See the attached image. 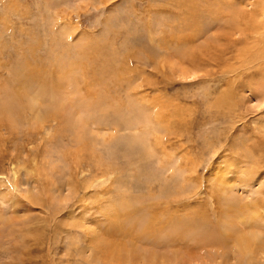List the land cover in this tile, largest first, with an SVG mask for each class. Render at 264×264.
<instances>
[{"label":"rangeland","instance_id":"obj_1","mask_svg":"<svg viewBox=\"0 0 264 264\" xmlns=\"http://www.w3.org/2000/svg\"><path fill=\"white\" fill-rule=\"evenodd\" d=\"M230 199L260 202L241 261ZM134 249L264 264V0H0V264Z\"/></svg>","mask_w":264,"mask_h":264},{"label":"bare ground","instance_id":"obj_2","mask_svg":"<svg viewBox=\"0 0 264 264\" xmlns=\"http://www.w3.org/2000/svg\"><path fill=\"white\" fill-rule=\"evenodd\" d=\"M260 13H262V12H260ZM259 16H261V15L259 14ZM63 76H64V74H63ZM83 122L85 123V121L79 120L76 124L81 126L83 124ZM156 141H158V139H156ZM157 144H158V142H157ZM258 203H260V202L254 201L253 203H251V205H250L251 206V212H248V209H244V207L238 206L236 201H233V200L231 201V199H230L229 205L226 208V210L224 211L225 216L222 218L223 221L220 224L222 226V228L220 229V235L218 236L220 239V246L226 245V243H228L229 241H234L235 243H237V246L239 249L238 252L240 254L239 261H241L245 255H251L252 256L254 249L261 248L260 247L261 245L256 243V241H257L256 237L255 238L251 237V236L249 237L246 234H243V232H241V231L238 232V230H236L233 227V224H234L235 220H237L240 223L245 222V225H247L253 229L260 228V225L256 221V218H254V216H251V213L256 214L255 213V211H256L255 207L258 205ZM122 214L126 215V213H124V212ZM146 222H148V225H145L144 227H142V230H141V228H139L140 229L139 234H138L139 239L136 240L137 242H139L140 240L142 241L143 239L146 241V240H148V238H151L152 240L158 239V238H154L155 236L149 237L150 232H148V231L150 230V220L147 219ZM110 225L112 226L111 228H113L114 231L117 232L120 236L126 237V233H127V232H125L126 229H124V227L121 224L115 222V223H111ZM261 228H262V226H261ZM166 240H170V239L168 238ZM170 241H172V240H170ZM165 244H166V242H165ZM167 244H168V246H170L171 243L167 242ZM129 251L125 252L122 255H123V258H126L129 261L130 264H133V262L135 260H139V259L143 260L142 264L151 263V261L146 260V259H144V257L139 256L140 254H138V252H137L138 250L137 251L135 250L132 252H129ZM135 253H137L138 255H136ZM139 253H142V252H139ZM117 258L118 257H116L115 259H117ZM119 258L121 259V256ZM119 262H121V261L119 260ZM121 264H122V262H121Z\"/></svg>","mask_w":264,"mask_h":264}]
</instances>
